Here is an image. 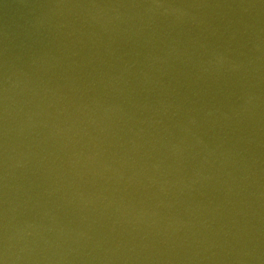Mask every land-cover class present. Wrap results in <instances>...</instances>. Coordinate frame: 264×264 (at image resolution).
Masks as SVG:
<instances>
[{"label":"water","instance_id":"obj_1","mask_svg":"<svg viewBox=\"0 0 264 264\" xmlns=\"http://www.w3.org/2000/svg\"><path fill=\"white\" fill-rule=\"evenodd\" d=\"M0 264H264V0H0Z\"/></svg>","mask_w":264,"mask_h":264}]
</instances>
